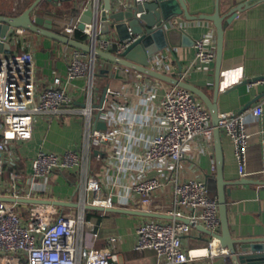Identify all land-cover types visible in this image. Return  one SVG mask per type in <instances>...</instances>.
<instances>
[{
  "label": "built area",
  "instance_id": "2783aa9c",
  "mask_svg": "<svg viewBox=\"0 0 264 264\" xmlns=\"http://www.w3.org/2000/svg\"><path fill=\"white\" fill-rule=\"evenodd\" d=\"M153 0H113L110 10L131 9L137 3ZM138 14V13H137ZM78 15L66 19L62 31L73 36ZM82 31L87 43L110 51L116 41L93 23H85ZM26 29L14 27L1 36V41H21ZM128 44L116 43L120 54ZM194 60L213 61L215 33L209 32L193 41ZM74 48L67 61L63 80L54 75L43 87H38L33 51L0 52V264H127L115 247L116 236L107 237L108 245L96 247L99 224L86 216L85 203L103 207H126L143 211L162 212L172 218L143 217L134 229L133 248L151 249L155 253L152 264H191L203 256L228 254L218 237L210 235L207 246L185 247L184 236L201 225L211 232H219L218 201L208 194L206 180L201 176L182 177L187 162L194 159L192 144L208 143L213 135L210 111L205 103L189 89L165 83L163 96L156 112L158 131L152 136L134 132L131 125L121 124L107 111L113 99L122 91L108 85L98 120L106 128L92 126V88L97 57ZM152 68L170 74L171 65L164 55H153ZM130 72V67L121 66ZM106 70H110L106 68ZM186 71L176 77L184 79ZM175 76V75H174ZM86 77L89 91L82 107L73 105L75 98L65 84ZM157 83L163 81L156 79ZM249 83L264 82V76L249 78ZM67 111H79L85 116L86 148L95 152L104 163V171L90 173L88 157L82 151L67 147L59 152L40 148L26 163L17 151L16 143L29 140L37 117H56ZM260 115L262 104L251 108ZM219 131L234 143V155L242 176L247 173L243 161L251 132L242 112H218ZM53 176L68 182L78 181V207L47 203H28L17 198H49ZM106 191V194H104ZM50 194V195H49ZM9 197L11 199H3ZM66 201H73L66 199ZM176 217H184L185 222Z\"/></svg>",
  "mask_w": 264,
  "mask_h": 264
},
{
  "label": "crops",
  "instance_id": "0c3cea01",
  "mask_svg": "<svg viewBox=\"0 0 264 264\" xmlns=\"http://www.w3.org/2000/svg\"><path fill=\"white\" fill-rule=\"evenodd\" d=\"M90 1L57 0L55 3L42 1L41 14L52 19V28L55 31L63 33L62 28L66 19L77 14ZM183 1L187 11L192 15L211 14L216 7L220 14H224L235 5L247 3L224 28L216 104L218 112H242L245 124L251 132L243 161V168L247 175L242 176L234 155V143L226 133L220 131L223 178L228 181L226 200L231 236L246 239L264 236V82H248L249 78L264 76V0ZM0 2L3 5L0 14L10 15L20 13L32 0H0ZM98 2L101 6L104 0H98ZM175 21L182 27L190 42L167 46L157 53L164 55L165 61L172 66L170 74L177 76L178 73L186 71L184 79L212 98L215 88L214 60L205 63L194 60L193 41L211 31L215 33V27L210 20L186 19L180 15L175 18ZM108 23V31L103 32L111 35L117 43L121 40L120 35L112 26L113 21L109 20ZM21 38L19 42L10 40V51L19 52L29 47L32 49L38 87L47 85L56 74L65 79L66 60L73 53L74 47L27 29ZM83 41L86 42L87 39ZM116 43L112 44L109 52H116ZM83 58L89 61V53ZM117 66V63L97 57L96 74L91 92L93 102L98 101L106 83L110 87L120 89L122 96L108 95V99H113L112 104L107 108L110 116L116 118L121 124L131 125L132 130L138 134L145 137L154 135L158 131L159 124L157 118L151 113L156 112L167 82L157 83V78L135 70L128 72V79L110 77L108 73L103 72L105 67L111 72ZM65 85L74 95L73 105L82 107L89 91L86 77L74 79ZM257 103L262 104L260 115H255L251 111ZM95 112L93 110L91 116L92 126ZM85 124V116L79 111L62 112L56 117L49 118L37 117L32 137L16 143L23 165L40 148L61 152L67 147H74L79 152L82 151L83 158L88 157L90 173L104 171V163L96 159L94 150L86 148ZM191 149L194 159L187 162L181 173L182 177H203L216 197L213 135L208 143L200 140L193 143ZM74 182L71 183L59 177L55 180L51 196L62 200L71 199L75 202L77 189L74 187ZM85 209L86 212L92 210ZM96 211L102 215L100 220L91 217L99 224V236L94 242L96 247L108 245L107 237L114 235L116 236L115 247L125 263L152 264L155 262L153 250L134 249L132 245L137 221L149 216ZM209 239L210 234L194 227L184 236V244L185 247H204L207 246ZM191 264H227V262L225 256L215 255L199 257Z\"/></svg>",
  "mask_w": 264,
  "mask_h": 264
},
{
  "label": "water",
  "instance_id": "95a60500",
  "mask_svg": "<svg viewBox=\"0 0 264 264\" xmlns=\"http://www.w3.org/2000/svg\"><path fill=\"white\" fill-rule=\"evenodd\" d=\"M42 1L55 3L57 0H32V2L18 14H0V37L13 31L14 27H23L27 30L58 40L74 48L89 53L92 57H101L111 62L117 63L114 71H106L110 77L128 79V73L123 71L121 66H127L135 71H139L151 77L160 79L167 83L185 87L199 97L210 111L213 125V143L215 152V181L216 194L218 201V211L220 219L219 232H211L205 227H197L210 235L218 237L221 246L226 247L228 254L225 256L227 264H264V236L255 238H235L231 236L227 218L226 194L228 181L223 178V152L221 148L220 131L218 127V109L216 104V93L220 73V64L223 50V37L225 26L233 19L238 11L242 10L247 3L233 6L226 13L220 14L218 8L211 14L192 15L187 11L183 0H153L149 2L137 3L131 9L110 10L109 0H104L103 5L99 6L98 0H91L82 7L77 14L79 19L76 23L78 29L82 30L85 23H93L95 27L99 24L100 30L108 31L109 20L112 26L120 35L122 41L128 42L120 54L104 51L82 40L76 39L66 33L55 31L52 28V19L41 14ZM138 13V14H137ZM186 19H206L210 20L215 27V57L214 75L215 88L214 96L210 98L202 89L190 82L180 79L172 74L154 69L150 66L149 60L157 52L167 46L175 44H187L190 42L182 27L176 23L177 16ZM10 51L8 41L0 40V51ZM261 77V76H258ZM257 78V77H254ZM108 83H106L97 102L92 103V108H97L94 114L93 127L96 129L106 128V123L98 120L100 108L106 97ZM11 199L9 197H1ZM20 202L28 203H47L55 205L78 206L77 202L62 199L49 198H25L16 199ZM84 208L127 213L155 218H172L171 215L155 211H143L126 207H103L92 203H85ZM185 222L184 217H176Z\"/></svg>",
  "mask_w": 264,
  "mask_h": 264
},
{
  "label": "trees",
  "instance_id": "16d2710c",
  "mask_svg": "<svg viewBox=\"0 0 264 264\" xmlns=\"http://www.w3.org/2000/svg\"><path fill=\"white\" fill-rule=\"evenodd\" d=\"M73 36L76 39L82 40V41L85 40V38H86L85 33L82 30L78 29V28H75L74 29ZM103 75H106V74H103ZM86 216L87 217H90V218L91 217H94L95 219H98V220H100L102 218V215L98 211H96V210H89V211H87L86 212Z\"/></svg>",
  "mask_w": 264,
  "mask_h": 264
},
{
  "label": "rangeland",
  "instance_id": "374dc122",
  "mask_svg": "<svg viewBox=\"0 0 264 264\" xmlns=\"http://www.w3.org/2000/svg\"><path fill=\"white\" fill-rule=\"evenodd\" d=\"M6 2V1H5ZM1 3V2H0ZM6 4H7V2H6ZM2 4H0V9H3L2 8ZM54 18V17H53ZM59 177H57V176H53L52 178H51V181L53 182V183H55V180H57ZM78 186H79V183H78V181H75L74 182V187H76V189H78ZM207 188H208V194L209 195H212V196H214L213 194H212V192H211V186L209 185V183H207Z\"/></svg>",
  "mask_w": 264,
  "mask_h": 264
}]
</instances>
